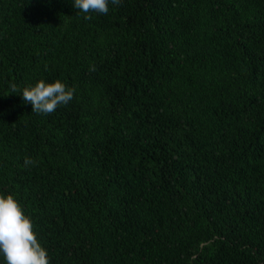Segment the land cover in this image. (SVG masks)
Wrapping results in <instances>:
<instances>
[{"label":"trees","instance_id":"1","mask_svg":"<svg viewBox=\"0 0 264 264\" xmlns=\"http://www.w3.org/2000/svg\"><path fill=\"white\" fill-rule=\"evenodd\" d=\"M109 8L0 0V194L50 264H264V0Z\"/></svg>","mask_w":264,"mask_h":264},{"label":"clouds","instance_id":"2","mask_svg":"<svg viewBox=\"0 0 264 264\" xmlns=\"http://www.w3.org/2000/svg\"><path fill=\"white\" fill-rule=\"evenodd\" d=\"M119 0H72V6L91 19V12L106 15L111 5ZM8 93L18 94L24 102L31 105L32 112L51 114L59 106L73 100L75 89L68 87L59 79L46 82L37 80L35 84L18 88L11 84ZM35 161L26 157L25 168ZM0 257L3 264H50L47 250L38 242L31 218L23 211L20 203L11 194H0Z\"/></svg>","mask_w":264,"mask_h":264}]
</instances>
